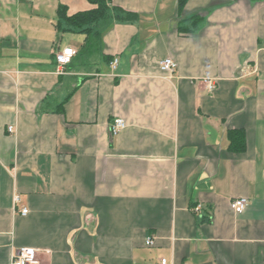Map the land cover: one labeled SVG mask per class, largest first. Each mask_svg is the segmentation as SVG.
I'll return each mask as SVG.
<instances>
[{
    "label": "crops",
    "instance_id": "0c3cea01",
    "mask_svg": "<svg viewBox=\"0 0 264 264\" xmlns=\"http://www.w3.org/2000/svg\"><path fill=\"white\" fill-rule=\"evenodd\" d=\"M109 4L0 0V264H264V0Z\"/></svg>",
    "mask_w": 264,
    "mask_h": 264
},
{
    "label": "trees",
    "instance_id": "16d2710c",
    "mask_svg": "<svg viewBox=\"0 0 264 264\" xmlns=\"http://www.w3.org/2000/svg\"><path fill=\"white\" fill-rule=\"evenodd\" d=\"M97 6L91 10L80 11L73 15H66L64 9H60V15L64 16L71 28H79L82 31L102 30L110 26L114 21H134L138 15L132 12H126L120 8L111 7L109 0H95ZM189 0H178L179 9H183ZM196 18V17H194ZM235 131L230 132V136L236 139ZM244 142L243 134L239 137ZM234 141H232V144Z\"/></svg>",
    "mask_w": 264,
    "mask_h": 264
},
{
    "label": "built area",
    "instance_id": "2783aa9c",
    "mask_svg": "<svg viewBox=\"0 0 264 264\" xmlns=\"http://www.w3.org/2000/svg\"><path fill=\"white\" fill-rule=\"evenodd\" d=\"M74 55H75V51L71 47H65L62 50H60L56 54V60L60 69H63L65 66H67L72 61ZM117 63H118V59L116 58L113 61V64L115 65ZM160 67L163 71L171 73L175 71L177 67V63L172 57H167L160 62ZM210 87H212V85H210ZM126 125L127 122L124 118L116 117L112 121L110 125V129L113 134H118L122 129L126 127ZM9 129L10 131H12L13 127H10ZM18 200H19V196H16V201ZM247 204H248V198L243 197L233 200L231 206L235 211L242 212ZM196 208L199 209L200 207H196ZM28 211H29L28 208H23L21 212L22 214L25 215L28 213ZM153 244H154V240L152 238H148L147 245H153ZM35 262H36L35 251L33 249H22L21 251H19V253L13 256L11 264H34ZM161 263L169 264L167 258H163Z\"/></svg>",
    "mask_w": 264,
    "mask_h": 264
}]
</instances>
